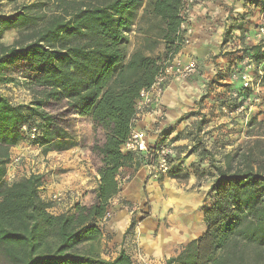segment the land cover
Returning a JSON list of instances; mask_svg holds the SVG:
<instances>
[{"label":"trees","instance_id":"1","mask_svg":"<svg viewBox=\"0 0 264 264\" xmlns=\"http://www.w3.org/2000/svg\"><path fill=\"white\" fill-rule=\"evenodd\" d=\"M248 3L264 12V0ZM182 4L183 0H44L0 14V83L15 82L9 68L23 62L41 88L29 103L14 102L0 91V264H133L125 250L106 259L90 242L98 241V220L121 191L120 170L137 171L141 166V157L123 152L122 145L131 132L141 90L149 88L163 65L183 48ZM242 26L229 24L222 44ZM13 28L21 30L19 37L4 43L5 32ZM133 32L140 37L130 48ZM241 52V57L228 61V73L238 58L249 55L264 67V39L245 45ZM223 78L217 73L208 83L221 84ZM48 100L65 101L92 123V149L101 163L99 183L93 203H77L74 212L49 210L51 203L40 195L41 173L5 181L12 148L26 138L24 124H39L43 132L33 144L44 155L53 150L55 117L44 109ZM253 123L259 127L256 133L228 152L223 165H213L216 175L202 207L204 232L164 264H264V119H252ZM171 134L168 128L156 141ZM188 169L177 156L168 172L187 178ZM194 170L199 174L198 167Z\"/></svg>","mask_w":264,"mask_h":264},{"label":"rangeland","instance_id":"2","mask_svg":"<svg viewBox=\"0 0 264 264\" xmlns=\"http://www.w3.org/2000/svg\"><path fill=\"white\" fill-rule=\"evenodd\" d=\"M38 1L44 0H17L14 2L0 0V14H11L20 8L21 5ZM231 1V4H227L230 9H228L229 12L227 13L228 23L225 30L229 24L235 26L243 25L241 30L233 32L230 37V45L225 48L223 46L220 49V53L210 55L213 60L210 57L206 60V62H211L208 66H203L206 63L203 61L199 72L194 77L186 81L173 83L178 84L177 86L182 89L180 94L183 97L194 99L195 104L194 107L188 109L191 113L188 127L184 131L170 136L179 141V144L177 143L179 158H182L184 151L193 150L195 153V159L192 162L193 167H198L199 174H202L198 175L195 183L193 182V188L201 190V187L205 186L202 190L203 192H201L202 197L204 196V199L207 200H209L207 197L208 187L214 175H216L213 165H223L225 155L228 152L244 144L249 139L248 134L256 133L259 127L257 123L250 125L252 119H257V121L264 119L263 63L250 55L244 58L247 59L245 64L242 63L244 59H237L235 68L246 71L252 78L253 87L250 88H242L238 81L231 82L230 74L228 73V61H230L231 57H241L243 55L241 51H243L245 45H253L263 41V38L259 37L257 32L260 10L250 6L248 0ZM241 17H245V20ZM20 32L21 30L18 28L10 29L3 37V42L6 44L13 43L19 37ZM139 37L138 34H131L130 48H132L133 44L138 43ZM218 56H221L223 60L217 61ZM217 73H221L224 76L220 80L221 84L208 83L211 79H214ZM8 74L15 77L16 81L8 84L0 83V91L12 101L29 103L39 96L38 91L41 88L34 82L33 76L35 74L31 72L25 63L20 62L10 66ZM187 82L193 85H187L189 89H184ZM196 84L199 85L196 86ZM232 91L239 93V97H233ZM240 105H243L241 111L232 110V107L236 108ZM44 109L55 117L52 149L63 152L64 157L67 159H72L73 155H75L74 153H79L81 158H85H83V162L87 164L85 167L88 175L91 176L89 180L94 182L101 163L97 152L92 149L94 135L89 117L79 116L65 101L48 100ZM167 109V106L163 104L164 115L159 117L160 123L165 122L167 119V116H165L168 112ZM252 129L254 132H251ZM148 135L151 142H155L162 136L160 133H156V130H149ZM29 151L36 158H39L40 162L42 160L44 163L50 162V158L57 156L54 153L51 154L49 159L46 157L41 159V152L38 153V149H29ZM14 155H17V153H14ZM64 168V166L60 168L61 170L58 168L56 172L62 173L66 171L63 170ZM66 169L68 171L72 167L68 166ZM177 180L180 184L186 185V178H177ZM126 203L123 201V205H119L116 200L112 206V218L107 226L103 227V233L98 240L102 257L112 258L123 247L132 254L135 264H160L146 251L141 238V231H143L142 228L146 227L144 221L147 220L148 216H152L153 213V217L159 218L162 213H157L156 208H154L153 212L151 211V215L147 210H143V215H141L140 210H136L134 206L126 205ZM124 205L128 207H126L129 212L127 216L128 222L127 224L116 225L114 218L121 212L120 206ZM172 214L173 208L169 207L166 215L170 218L173 216ZM132 222H134V226L130 228ZM197 224L196 227L201 230V221ZM138 227H141V230L137 233L136 228ZM177 250L178 248L174 251ZM161 262L164 263L165 261Z\"/></svg>","mask_w":264,"mask_h":264},{"label":"crops","instance_id":"3","mask_svg":"<svg viewBox=\"0 0 264 264\" xmlns=\"http://www.w3.org/2000/svg\"><path fill=\"white\" fill-rule=\"evenodd\" d=\"M231 2V0H215L213 2L209 1L204 5H196L193 8L190 23L194 28V34L192 35L190 45L184 50L187 52V54H184L185 57L188 54H192L198 58L200 65H202V62H206L210 55L220 53V49L223 46L225 48L231 44H228L229 42L224 45L222 44L224 30L228 23L227 13L229 12L228 9H230L227 7V4H231ZM140 13L141 10L138 11V16ZM234 31L238 32V30ZM134 46L135 44L132 45V48ZM184 51L182 50V53ZM210 58L213 60L212 57ZM222 60L221 56L217 59V61ZM210 63L206 62L203 66H208ZM177 85L171 84L165 94L163 103L168 108V112L165 115L167 116L165 122L160 123V118L155 111H150L143 116L137 124V127L145 129L147 132L149 130H156V133H162L169 128L172 136L175 133L184 131L188 127L191 117L188 109L194 107L195 100L189 97H183L180 94L182 89ZM187 85L190 86L193 84H188L187 82L184 89H189ZM89 121L91 122L90 118ZM177 143L179 144L178 140ZM26 147L27 144L21 142L12 148V154L25 150V154L28 157L26 164L28 173L30 170L31 172L43 174L44 183L40 189V195L42 197L55 191L66 189H73L79 194L77 197L70 195L64 201L51 203L49 210L53 214H60L69 210L74 212V206L77 204L78 199L82 205L93 203L95 200V190L99 183V174L98 172L96 173L94 182L89 180L91 176L87 173L85 167L87 164L83 162L84 157L81 158L79 153H74L75 155H73L72 159H67L64 157L63 152L53 149L46 156L42 154L41 159L45 157L49 159L51 154L54 153L57 156L50 158V162L44 163L42 160L40 162L39 158L32 156L30 151L26 150ZM72 151L74 152L73 149ZM194 159L195 153L193 150L182 153L181 160L189 167L186 185L180 184L177 178L170 176L169 172L162 175L160 179L149 178L148 169L143 165L137 171L131 167H123L118 176L123 178L125 175L131 174V179L123 182L121 191L113 200H117L119 205H123V201L127 202L126 205L130 204V206H134V209L140 210L141 215H143V210H147L151 215V211L153 212L154 208H156L157 213H162L159 218L153 217V213L152 216H148L147 220L144 221L146 227L142 228L143 231H141V238L146 251L160 264H164L165 262L163 263L161 261H165L168 257L175 255L180 251L183 244L198 237L205 230L202 212V207L205 204L204 196L202 197V190L205 186L201 187V190L193 188L199 175L196 174L195 168L193 167L192 162ZM63 166L65 167L63 170L66 171L57 173L56 169L63 168ZM68 166L72 167V169L67 171L66 168ZM126 207L125 205L120 206L122 210L114 218L116 225H121V223L127 224L129 212L128 207ZM169 207L173 208V216L170 218L166 215ZM199 221H201V230L196 227ZM136 229L138 233L141 227ZM91 245L102 256L101 251H99V242L97 239L90 242ZM176 248L178 250L174 251ZM122 249L132 257V254L126 248L121 247L120 250ZM103 258L110 259L109 257ZM133 264H135L134 260Z\"/></svg>","mask_w":264,"mask_h":264},{"label":"built area","instance_id":"4","mask_svg":"<svg viewBox=\"0 0 264 264\" xmlns=\"http://www.w3.org/2000/svg\"><path fill=\"white\" fill-rule=\"evenodd\" d=\"M212 0H183L181 16L183 22L181 28L184 30V41L182 50H186L192 41V35L194 34V28L190 21L192 17L193 8L196 5H204ZM258 36L264 39V12L260 13L259 21L257 24ZM134 33V32H133ZM230 44L231 41H228ZM182 50L176 54L172 60L167 61L159 74L157 75L154 83L149 88H144L140 92V97L136 102V116L133 121L131 132L126 141L122 145V151L130 153L135 156L141 157V165L148 169V176L153 179H160V177L171 168L172 163L178 156L177 141L172 136L159 141L151 142L148 132L145 129L137 127V124L141 121L143 116L150 111H155L158 117L164 115L163 101L165 94L169 86L173 83L186 81L194 77L200 70V62L198 58L192 54H187L186 51L182 53ZM182 53V54H181ZM247 59H244L242 63H246ZM230 80L238 81L243 88H250L252 86V78L246 71H241L232 66L229 73ZM233 97H239V93L232 91ZM229 106V105H228ZM227 108V107H225ZM243 105L236 107L237 111H241ZM21 131L25 134L26 138L24 143L27 144L26 150L38 149V153L43 154L42 148L38 144H33V140L42 135V128L39 124L33 123L31 125L24 124L21 127ZM35 157V155L32 154ZM46 156V155H44ZM28 157L25 154V150L12 154L11 161L7 166V173L5 175V181L12 183L22 177L29 176L31 172L26 168ZM121 182L131 179V174L125 175L123 178L118 177ZM41 189V188H40ZM77 194L73 189L58 190L47 196H41L45 201L49 203L61 202L67 197ZM79 199L78 202L79 203ZM116 200H111L110 205L107 208L105 215L98 220V225L102 229L106 227L112 218V206Z\"/></svg>","mask_w":264,"mask_h":264}]
</instances>
